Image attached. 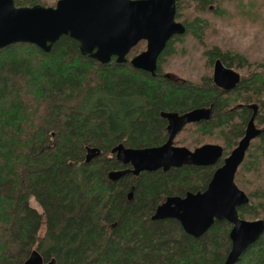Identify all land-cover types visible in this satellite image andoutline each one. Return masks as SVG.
I'll list each match as a JSON object with an SVG mask.
<instances>
[{
  "label": "trees",
  "instance_id": "16d2710c",
  "mask_svg": "<svg viewBox=\"0 0 264 264\" xmlns=\"http://www.w3.org/2000/svg\"><path fill=\"white\" fill-rule=\"evenodd\" d=\"M13 1L16 7L54 3ZM175 2V19L186 31L167 42L154 76L129 64L145 49L144 41L124 64L82 56L68 36L49 52L26 43L0 49V264H22L32 251L56 264H224L231 230L226 221H214L193 238L176 220L151 217L167 197L206 189L244 136L251 105L261 132L235 175L249 200L237 211L241 219L264 221V59L207 45L214 26L209 18H235L264 29V0ZM187 41L203 49L205 74L196 82L166 74L170 61L185 53ZM217 59L241 74L229 92L212 83ZM197 108H211V119L187 124L174 145L189 150L219 145L223 153L215 165L108 179L110 172L130 169L111 153L115 146L159 147L167 140L160 114ZM87 149L99 151L89 162ZM237 264H264V233Z\"/></svg>",
  "mask_w": 264,
  "mask_h": 264
},
{
  "label": "water",
  "instance_id": "95a60500",
  "mask_svg": "<svg viewBox=\"0 0 264 264\" xmlns=\"http://www.w3.org/2000/svg\"><path fill=\"white\" fill-rule=\"evenodd\" d=\"M175 0H57L54 7L34 5L16 7L13 0H0V49L11 44L26 43L49 52L62 36L78 43L82 56L108 64L112 58L118 64L127 62L130 50L141 41L145 49L132 57L129 64L137 70L155 75L157 60L167 42L185 33V27L176 21ZM168 77V76H167ZM239 82V74L225 67L220 60L213 63L212 83L229 91ZM253 114L244 136L224 158L203 192L187 193L184 197H167L156 207L151 220H176L185 234L201 237L214 223L226 221L231 225L230 251L224 264H237L241 255L255 244L264 233V221L241 219L237 209L249 200L235 182V175L245 159L252 140L261 130L254 125L256 106H249ZM211 108H199L184 114L161 113L167 121V140L154 148L131 149L121 144L111 153L130 169L110 172L108 179L117 181L125 174L134 176L141 172L168 171L182 166L208 167L222 157V147L205 144L193 150L174 145L175 137L187 124L210 120ZM86 162L99 154L97 149H87ZM131 194H128V199ZM22 264H56L54 259L44 261L37 251H32Z\"/></svg>",
  "mask_w": 264,
  "mask_h": 264
},
{
  "label": "rangeland",
  "instance_id": "374dc122",
  "mask_svg": "<svg viewBox=\"0 0 264 264\" xmlns=\"http://www.w3.org/2000/svg\"><path fill=\"white\" fill-rule=\"evenodd\" d=\"M51 1L54 2L53 6H55L57 0ZM209 19L214 26L211 30V36H208V46L213 43L225 50L232 48L244 53L249 59H264L263 28L257 25L249 26L235 18ZM202 51L201 45L194 41H187L185 53L170 61L166 74L177 79L196 82L200 76L205 74V61ZM30 203L35 210L40 212L38 205L33 200Z\"/></svg>",
  "mask_w": 264,
  "mask_h": 264
},
{
  "label": "flooded vegetation",
  "instance_id": "af4514ba",
  "mask_svg": "<svg viewBox=\"0 0 264 264\" xmlns=\"http://www.w3.org/2000/svg\"><path fill=\"white\" fill-rule=\"evenodd\" d=\"M50 7H54V6H50ZM178 22V21H177ZM180 23V22H179ZM230 69H232V70H234L235 72H237L235 69H233V68H230ZM212 71H213V66H212ZM238 74H239V81H240V73L239 72H237ZM167 76L169 77V78H171V79H174V80H181V79H177V78H174L173 76H171V75H169V74H167ZM211 77H212V72H211ZM239 83V82H238ZM236 85H238V84H236ZM236 85H235V87H236ZM234 87V88H235ZM233 88V89H234ZM221 90V89H220ZM232 90V89H231ZM223 91V90H222ZM230 91V90H229ZM229 91H224V92H229ZM197 109H199V108H197ZM205 109H208V108H205ZM195 110V109H194ZM252 110V109H251ZM162 113H165V112H162ZM160 116H161V114H160ZM163 119V118H162ZM165 120V119H164ZM165 122H166V128H167V121L165 120ZM167 132V131H166Z\"/></svg>",
  "mask_w": 264,
  "mask_h": 264
}]
</instances>
